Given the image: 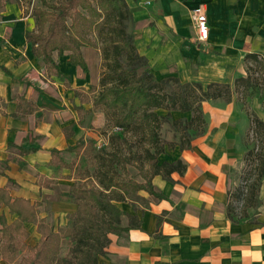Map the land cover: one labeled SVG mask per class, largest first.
<instances>
[{"label": "crops", "instance_id": "crops-1", "mask_svg": "<svg viewBox=\"0 0 264 264\" xmlns=\"http://www.w3.org/2000/svg\"><path fill=\"white\" fill-rule=\"evenodd\" d=\"M125 2L134 45L158 79L173 75L181 82L233 86L236 77L246 75V53L264 59V0ZM199 5L209 28L204 41L196 38L190 14ZM36 32L35 16L23 1L6 0L0 8V187L12 197L39 202L38 207L39 195L51 194L49 208L57 220L73 201L68 190H60L68 179H53L50 163L61 149L60 154L74 151L70 147L84 132L77 112L92 104L81 101L76 88L85 86L93 71L82 50L86 70L68 61L67 50L53 51L57 74L28 39V33ZM234 93L229 101H203L204 131L188 148L166 147L159 155L160 161L181 159L186 166L182 174L173 172L171 181L152 178L161 198L139 190L114 202L125 213L118 226L137 227L109 233L96 264H264V178L256 201L245 203L246 185L254 178L251 171L250 179L243 177L250 120ZM252 108L264 121V104L256 101ZM104 118L103 111L95 110L92 124L103 126ZM37 174L52 179L49 186L35 182ZM238 189L244 193L235 200Z\"/></svg>", "mask_w": 264, "mask_h": 264}, {"label": "trees", "instance_id": "trees-1", "mask_svg": "<svg viewBox=\"0 0 264 264\" xmlns=\"http://www.w3.org/2000/svg\"><path fill=\"white\" fill-rule=\"evenodd\" d=\"M96 3L95 6L89 0H63L49 4L46 11L35 9L33 14L36 21L41 18L48 20V27L44 34L28 33V39L37 43L38 53L46 64L61 74L52 58V52L62 54L67 50L68 61L86 70L87 64L80 47L95 46L88 33L96 31L102 70L99 77L100 90L93 95L92 108L103 111L106 126L119 129L110 135L112 142L119 145L118 150L98 155V188L72 185L70 189V195L75 200L81 194H89L95 210L86 217H80L81 223L73 237L74 245L68 254L59 257L56 254L59 249L56 247L53 253L54 264H96L98 256L105 254L104 248L110 242L109 233L119 234L137 227L132 223L127 227L118 226L125 213L114 202L128 198L129 190H144L161 198L154 190L152 178L160 176L171 181L173 172H184L186 166L181 159L174 162L160 161L159 155L166 147L177 145L180 149L188 148L193 137L204 131L203 101L217 98L229 101L233 92L237 95L241 92L247 94L250 87L259 83L264 85V59L255 52L244 55L246 75L236 77L233 86L215 81L206 85L197 81L181 82L173 75L158 79L150 69L148 59L134 45V35L129 30L131 11L125 0H96ZM77 5L82 10L77 9ZM83 9L87 12L84 13ZM259 70H263L261 78L255 74ZM172 112H189L190 115L172 117ZM247 114L250 129L258 142V148H249L244 156L246 162H256L251 169L254 178L246 185L247 193L238 189L234 197L240 200L244 193V202L254 203L260 180L264 178V121L253 111L247 110ZM165 122L171 125L176 140L167 141L162 138L160 130ZM127 132L130 139L124 136ZM79 144L77 142L70 149L76 150ZM122 144L127 147V154L120 153ZM52 151L57 153V150ZM131 163L137 165L142 181L120 178L114 174L117 166L124 167ZM49 184L44 183L45 186ZM38 206L39 202L12 197L6 188L0 187V209L6 207L9 213L16 214V218L7 223L5 213L0 211V259L6 263L12 254L21 250L27 252L22 260L24 264L47 263L48 234L33 245L22 241L29 236L24 223L35 219Z\"/></svg>", "mask_w": 264, "mask_h": 264}, {"label": "rangeland", "instance_id": "rangeland-1", "mask_svg": "<svg viewBox=\"0 0 264 264\" xmlns=\"http://www.w3.org/2000/svg\"><path fill=\"white\" fill-rule=\"evenodd\" d=\"M22 1L26 6V9L33 13L35 9L46 11L49 9V4H57L62 2L63 0ZM89 1L96 6V0ZM5 2L6 0H0V8ZM77 9L82 10L79 5H77ZM83 12L86 13L87 11L83 9ZM67 23H70V18L67 19ZM47 27L48 20L41 18L38 22L36 21V29L38 33L44 34L47 30ZM88 37L96 45H82L80 49L84 52L83 54L87 55L89 64L93 72L91 78H89L88 83L85 86L77 87L76 92L78 93V97H80L81 101L85 102L86 104H92L93 95L100 90L99 77L102 70V64L101 55L97 47L99 46V41L97 40L96 31H90L88 33ZM97 56H99L100 59H98ZM96 57L97 62H95ZM96 63L97 67L95 66ZM51 73L55 74V70L51 69ZM255 74H258L257 77L261 78L263 76V70H259L258 73ZM61 80L64 86L69 87L70 82L66 80V78L61 77ZM233 98L236 104L240 106L247 114V110L253 111L252 106L256 103V101L264 104V85L259 83L254 87H250L247 91V94H243V92H241L237 95V93H234ZM95 110L96 109L90 108L89 110L82 109L77 112L78 121L84 127L83 134L77 140V142H80L78 148L71 153L64 154H60V152H65V149H61L60 151H58V157L54 159L52 163H50V166L54 170L52 176L53 179L57 177L68 179V182L65 184V186L60 187V190L62 191L68 190L70 193L72 185L73 187L81 185L87 188L93 186H95V188H98V182L96 180V172L98 170L100 162V158L98 157V155L106 154L107 152L116 150L119 146L114 141L112 142V140L110 139L111 134L119 131L118 128H115L111 125L106 126V120H104L103 126L97 127L92 124V113ZM181 115L188 117L190 113L172 112V117H178ZM160 133L164 140L168 141L177 139L171 125L168 122L163 123ZM124 136L127 138L129 137L128 139H130L128 132L124 133ZM133 138L134 137L132 136L131 139L134 140ZM244 138L246 140V143L249 145V148H254V150L258 148L257 137L250 128L246 131ZM133 149H136V146H133ZM120 153H128V149L124 144H122ZM255 163L256 162L245 161L243 177H247L250 179V176L248 177L247 174L250 173L252 166L255 165ZM144 167L147 168V165L145 164ZM63 172H65L66 174H61ZM114 174L120 178L142 181L140 173L137 169V165L134 163L127 164L124 167L117 166ZM47 180L52 179H48L41 174L35 175V182H48ZM11 188L17 191L16 187L13 186ZM128 193V198H130L133 197L136 192L129 190ZM39 197L41 206L37 207L36 209L35 219L32 222L24 223L29 236L22 239V241L33 245L41 237H44L48 234L49 238L46 244V264H54L55 260L53 259V253L56 247H58L59 249L56 253L59 257L69 253V250L74 245L73 237L76 233V229L81 223L80 217H86L87 215L91 214L95 210V206L93 205L94 203L92 202V197L89 194H81L79 197H77L76 200L74 197H72V209L66 215L56 220V217L53 216V213L49 208L50 199H52L51 194H40ZM90 205H93V207H91ZM0 211H3L5 213V219L7 223H10L16 218V214L9 213L6 207H2ZM26 255L27 252L23 250L17 251L16 253L12 254L11 257H9L7 263L1 258L0 264H24L22 260Z\"/></svg>", "mask_w": 264, "mask_h": 264}, {"label": "built area", "instance_id": "built-area-1", "mask_svg": "<svg viewBox=\"0 0 264 264\" xmlns=\"http://www.w3.org/2000/svg\"><path fill=\"white\" fill-rule=\"evenodd\" d=\"M190 14L193 20L196 38L199 41L206 40L208 37L209 28L204 7L201 5L196 6L190 10Z\"/></svg>", "mask_w": 264, "mask_h": 264}]
</instances>
